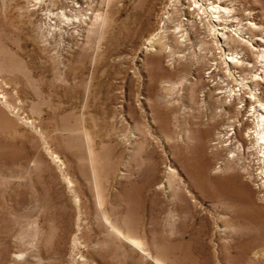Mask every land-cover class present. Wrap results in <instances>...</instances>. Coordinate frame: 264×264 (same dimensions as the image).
Returning a JSON list of instances; mask_svg holds the SVG:
<instances>
[{
  "label": "rangeland",
  "instance_id": "obj_1",
  "mask_svg": "<svg viewBox=\"0 0 264 264\" xmlns=\"http://www.w3.org/2000/svg\"><path fill=\"white\" fill-rule=\"evenodd\" d=\"M172 3L0 0V264H264V57Z\"/></svg>",
  "mask_w": 264,
  "mask_h": 264
},
{
  "label": "bare ground",
  "instance_id": "obj_2",
  "mask_svg": "<svg viewBox=\"0 0 264 264\" xmlns=\"http://www.w3.org/2000/svg\"><path fill=\"white\" fill-rule=\"evenodd\" d=\"M237 3L235 0H173L172 3V10L174 7L181 8L183 15H188L191 12H194L197 16H204L208 22V28L210 29V34L214 35V37H220V38H231V40H234L232 35L237 36L240 43H247L250 48L254 47L253 49H256L260 52V57H264V34L261 33L259 37L251 38L250 35H246V30L248 27H252L253 24L251 22V19L246 21H242L237 13ZM254 11V10H253ZM253 19V18H252ZM181 28V22L177 25L175 30H178ZM250 41V42H249ZM253 44H252V42ZM255 44V46H254ZM240 57V56H239ZM227 61H229L230 65L233 68L235 76L238 78V80L242 81V77L240 76V71H237L236 67L242 69L241 66H238L242 61L244 62V58L241 57V59L236 58V56H231L226 58ZM262 74H264V68L260 70ZM234 93V92H233ZM231 97L234 99H242V97L230 94ZM247 97V96H246ZM250 99L251 97H247ZM254 99V98H253ZM258 100V99H257ZM247 101V100H246ZM259 102V100L257 101ZM251 101L248 100L247 104H250ZM245 113H248L251 115V120L254 122L253 127L247 129L245 131V137L250 143V150H255L256 153L260 152L258 161L260 163V170L255 174V176L248 175V179L251 181H255L254 185L255 188L260 189L264 187V103H256L255 106L250 107L248 111ZM230 130V131H229ZM233 128H229L228 132L222 137L220 142L224 143L225 145H230L234 142H236L235 138L236 136L233 135L234 131H232ZM242 145L240 142H237L234 148L235 153H238L241 151ZM233 151H231L232 153ZM233 156V153L231 154ZM256 160V159H255ZM252 161V160H251ZM255 163V162H254ZM235 178V177H234ZM252 178V179H251ZM239 180V178H235V180ZM237 180V181H238ZM242 182L241 180H239ZM238 181V182H239ZM239 182V183H240ZM243 183V182H242ZM243 188L246 189V185L243 184ZM231 192V191H230ZM230 192H227V197H231ZM237 194V192L235 191ZM238 195V194H237ZM261 199V196L259 197ZM259 200V199H258ZM262 200H264V192L262 193ZM127 227L129 230L125 233L124 228ZM123 227L122 225L113 227L114 230L120 233V237L128 239L131 243L139 246V236L136 234V230L138 229L137 222L132 221L131 223L125 225ZM159 243L166 242L164 238H158L156 240ZM153 245V242L151 243ZM168 245L166 244H160L161 249H165ZM140 247V246H139ZM259 252H262L264 250V246L259 247Z\"/></svg>",
  "mask_w": 264,
  "mask_h": 264
}]
</instances>
